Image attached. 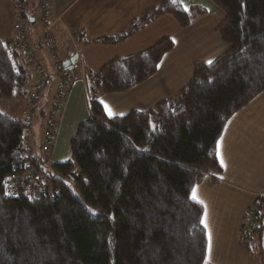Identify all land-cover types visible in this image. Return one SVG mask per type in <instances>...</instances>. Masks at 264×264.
I'll return each instance as SVG.
<instances>
[{
	"label": "trees",
	"instance_id": "obj_1",
	"mask_svg": "<svg viewBox=\"0 0 264 264\" xmlns=\"http://www.w3.org/2000/svg\"><path fill=\"white\" fill-rule=\"evenodd\" d=\"M210 1L225 14L216 32L228 48L212 64H196L172 96L112 117L98 100L155 74L173 48L170 38L87 73L91 118L71 138L70 158L33 161L56 195L28 199L22 189L5 195L7 177L28 162L26 124L17 110L0 112V264H207L203 207L189 198L191 190L207 173L221 172L216 146L227 123L264 92V0ZM203 14L199 6L185 11L178 0H159L129 33L101 42L117 43L164 15L187 27ZM5 44L0 41V100L20 107L30 75L18 55L8 59ZM256 219L246 251L263 264L264 210Z\"/></svg>",
	"mask_w": 264,
	"mask_h": 264
},
{
	"label": "crops",
	"instance_id": "obj_2",
	"mask_svg": "<svg viewBox=\"0 0 264 264\" xmlns=\"http://www.w3.org/2000/svg\"><path fill=\"white\" fill-rule=\"evenodd\" d=\"M178 1L183 8L190 9L199 6L204 10V14L193 21V38L187 31L192 25L180 29V31H184L185 43L189 44L188 51L194 54L193 65L182 56L177 57V47L174 44L172 50L161 59L155 74L128 91L115 93V96H112L115 98H108V100L117 101V109L113 112H126L125 109H127V113H129L132 110L145 111L153 107L160 100L172 96L188 82V76H192L191 66H194L195 63H208V59L196 62L197 59L202 60L210 57L211 52L204 50V56L197 57L201 51H197L195 39L200 37V34H208L210 31L208 26L212 28L216 25L213 29L215 32L223 22L225 14L210 0H187L190 3L188 7L184 6L182 0ZM29 2L32 4L33 0H29ZM51 2L52 15L59 18L52 28L53 51L62 64L76 55L78 62L74 71L85 78L84 81L73 85L66 108L60 117L59 131L49 160L52 165L67 161V156L64 158L65 154L60 156V146L67 147V143H70L78 125L91 118L85 81L88 72H95L102 66L98 60L99 56L108 58L112 54L111 52H118L112 59L126 58L129 55L141 53L160 41L161 38L170 36L163 34L162 37H159V32H164L157 23L159 18L126 35L117 43L101 42L104 38L129 33L131 27L140 18L149 14L159 0H51ZM206 9H217L219 11L217 12L218 19L208 20ZM12 11L11 0H0V41L2 42L12 39ZM180 31L176 29L179 34ZM36 35L34 34L35 37ZM192 42L193 51L190 44ZM104 47H114V49L108 51ZM227 48L228 46L222 41L217 45V49L223 50V52ZM40 56L43 63L52 68L48 50L40 51ZM216 57L217 55L211 58V61ZM186 61L188 62L184 68L182 64ZM170 70L181 71L171 74ZM50 72L53 77L42 102L43 112L47 111L52 103L58 81L54 72L52 70ZM29 75L30 85L33 78L30 72ZM25 100L26 97L17 113L18 118H21ZM100 104L103 110H106L105 102ZM87 112L89 117H87ZM116 116H121V114ZM42 126L43 117L36 120L34 126L36 134L34 146L37 153ZM216 156L221 172L207 173L202 181L195 186L198 200L194 201L198 203L202 201L200 203L203 207L202 225L207 234L206 263L251 264V256L237 245V235L246 203L252 194L264 190V92L229 120L217 142ZM211 221L212 225H210Z\"/></svg>",
	"mask_w": 264,
	"mask_h": 264
},
{
	"label": "built area",
	"instance_id": "obj_3",
	"mask_svg": "<svg viewBox=\"0 0 264 264\" xmlns=\"http://www.w3.org/2000/svg\"><path fill=\"white\" fill-rule=\"evenodd\" d=\"M13 10L12 39L5 44L6 54L11 62H15L16 55L26 63L33 80L26 92L25 106L21 119L26 124L23 141V157L28 162L21 171L7 177L5 185L10 196H15L18 190H25L26 198L41 199L56 195L57 191L51 192L46 175L36 169L33 161L46 165L55 145V139L59 131V120L62 116L68 97L73 85L84 81V76L78 75L72 69L62 67V62L53 51L54 38L52 28L59 18L52 15L51 0H11ZM32 6V7H31ZM36 16V19H34ZM34 34H37L36 37ZM34 42V44H33ZM48 50L49 58L52 60V70L57 77V86L52 103L47 111L43 112L42 102L51 82L53 74L46 70L47 65L43 63L40 51ZM17 72L18 66L13 65ZM43 117L42 133L39 137L40 143L38 153L34 146L36 120ZM35 159V160H34ZM254 196L246 212V220L239 230V237L245 246L252 245V232L259 228L256 217L264 206V196Z\"/></svg>",
	"mask_w": 264,
	"mask_h": 264
},
{
	"label": "rangeland",
	"instance_id": "obj_4",
	"mask_svg": "<svg viewBox=\"0 0 264 264\" xmlns=\"http://www.w3.org/2000/svg\"><path fill=\"white\" fill-rule=\"evenodd\" d=\"M183 1V3H184V6H186V7H188L189 5H190V3H189V1H187V0H182ZM199 1V0H198ZM11 5H12V2H11ZM207 11H208V13H207V19L208 20H210V21H215V19H218V17H217V12H219L217 9H214V10H210V9H206ZM12 13H13V11H12ZM224 13V12H223ZM14 14V13H13ZM14 17V16H13ZM34 19H36V16H35V18ZM159 18H157V19H155V20H158ZM154 20V21H155ZM152 22V21H151ZM150 22V23H151ZM158 24H159V26H160V29H163L164 30V32H159V37H162V35L163 34H165V35H169L170 37V39H172L173 40V47H174V44L176 45V47H177V51H176V55H177V57H180V56H182L184 59H186V60H188V61H190L191 62V64L193 65V56H194V54L193 53H190V51H188L189 49H188V46H189V44L186 42L185 43V40H184V34H183V32L184 31H180V29H183V28H186V27H180L179 26V24L177 23V21L171 16V15H164V16H162V17H160V20L157 22ZM193 23L194 22H192L190 25H192L187 31H188V34L191 36V38H193ZM189 26V25H188ZM187 26V27H188ZM54 27V26H53ZM216 27V25L215 26H212V28H211V26H208V29L210 30L209 31V33L208 34H206V35H201L200 34V37H198V38H196L195 40H196V47H197V51L198 50H200L201 52L200 53H198L199 55L197 56V57H202V56H204V50H210V52H211V56L210 57H208V58H205V59H202V60H199V59H197L196 60V62H198V61H207V59H208V61H210L211 60V58H213L214 56H218V55H220V53L222 54V52H223V50H219V49H217V45H219V42H221V39H220V37H219V35L217 34V32H216V30H215V32H214V28ZM156 28H157V26H156ZM176 29H178V31H180L181 33L179 34V32H176ZM179 34V35H178ZM162 39V38H161ZM160 39V40H161ZM158 42V41H157ZM191 44V46H192V51H193V42L192 43H190ZM226 45V44H225ZM227 46V45H226ZM104 49L105 50H113L114 49V47H104ZM187 49V50H186ZM172 50V49H171ZM112 54L110 55V56H108V58H105V56L104 57H100L99 56V63H102V65H103V63L105 64V63H107L108 61H111V60H113L112 58L113 57H115V53H118V52H111ZM117 55V54H116ZM124 55H126V54H124ZM107 56V55H106ZM130 56V55H129ZM128 56V57H129ZM132 56V55H131ZM189 58V59H188ZM195 58V57H194ZM188 61H186V62H184L183 64H182V66L185 68L186 67V65H187V62ZM200 64V63H199ZM196 65V63L194 64V66ZM194 66H191V70H192V75H193V71H194ZM51 68L49 67V66H47V68H46V70H50ZM162 70V69H161ZM179 71H181V70H170V72H171V74H176V73H178ZM174 76V75H173ZM191 77L192 76H188V78H187V81H190V79H191ZM107 95H110V96H107ZM112 96H115L114 94H100L99 95V97H98V100H99V102L100 103H104L105 102V104H104V107H105V105H107V107H108V109H110L111 110V112L113 113V115L112 116H116V115H118V114H121V116H123V115H126L127 114V112H128V110L127 109H125L126 110V112L124 111H122V112H113V111H116V109H117V101H112L111 99H109L108 100V98H115V97H112ZM107 98V99H106ZM106 100V101H105ZM108 100V101H107ZM19 107V106H18ZM18 107H16V106H12L11 105V103H9V102H7V101H2V100H0V112L1 113H3V114H5V115H8V116H11V115H15V111H16V114L20 111V107L18 108ZM88 109V108H87ZM103 112L104 113H106L105 115L107 116V117H112V116H109L108 114H107V111L106 110H103ZM123 113H125V114H123ZM87 114H88V112H87ZM89 114H91L90 113V111H89ZM89 114H88V116L87 117H89ZM36 123V122H35ZM60 156L61 155H63V154H65V156H64V158L66 157V160H68L69 158H70V148H69V143H67V147L66 146H60ZM47 165H51V163H50V161L48 162V163H46ZM264 196V190L263 191H261V192H258V193H255V194H252L251 195V197H250V200L246 203V205H245V208H244V211H243V214H242V217H241V219H240V222H239V226H238V235H237V245L239 246V247H241L242 249H244L245 251H246V248L248 247V246H245V244L243 243V241H242V239L239 237V230H240V228H241V226H242V223L246 220L245 218H246V212H247V210H248V208H249V206L251 205V204H253V202L254 201H252L253 200V197L254 196ZM259 197V198H260ZM263 210H264V206L262 207V209L260 210V212H263ZM210 225H212V221L210 222ZM210 236H211V238H212V234L210 233ZM252 243H254V242H252ZM253 245V244H252ZM246 253H247V251H246ZM249 256H251V259H252V262H251V264H259V262H260V259L255 255V254H253V255H251V254H249V253H247ZM256 257V258H255ZM258 259V260H257ZM261 264V263H260Z\"/></svg>",
	"mask_w": 264,
	"mask_h": 264
},
{
	"label": "water",
	"instance_id": "obj_5",
	"mask_svg": "<svg viewBox=\"0 0 264 264\" xmlns=\"http://www.w3.org/2000/svg\"><path fill=\"white\" fill-rule=\"evenodd\" d=\"M77 62H78V57L75 55L70 60L64 62L62 64V67L67 68V69H72L73 67L77 65ZM261 247H262L263 264H264V220H263V234H262Z\"/></svg>",
	"mask_w": 264,
	"mask_h": 264
},
{
	"label": "snow or ice",
	"instance_id": "obj_6",
	"mask_svg": "<svg viewBox=\"0 0 264 264\" xmlns=\"http://www.w3.org/2000/svg\"><path fill=\"white\" fill-rule=\"evenodd\" d=\"M175 2H176V0H173V3H175ZM185 11H188V9L185 8ZM208 63L209 64H212L213 62L210 60V61H208ZM105 109H106L107 114L109 116H112L113 115V113L111 112V110L108 109L107 105H105ZM152 127H153V130H154L155 129V125H153ZM5 195H9V193L5 192ZM189 198L192 199V200H198V194H197V188L196 187H193L192 188L191 195H190ZM199 202L202 203V201H199Z\"/></svg>",
	"mask_w": 264,
	"mask_h": 264
}]
</instances>
